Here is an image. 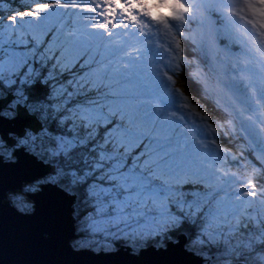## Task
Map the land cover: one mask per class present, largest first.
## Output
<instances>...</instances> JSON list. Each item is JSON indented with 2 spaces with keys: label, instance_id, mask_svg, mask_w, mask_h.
<instances>
[{
  "label": "snow or ice",
  "instance_id": "obj_1",
  "mask_svg": "<svg viewBox=\"0 0 264 264\" xmlns=\"http://www.w3.org/2000/svg\"><path fill=\"white\" fill-rule=\"evenodd\" d=\"M261 179L264 0H0V264H264Z\"/></svg>",
  "mask_w": 264,
  "mask_h": 264
},
{
  "label": "trees",
  "instance_id": "obj_2",
  "mask_svg": "<svg viewBox=\"0 0 264 264\" xmlns=\"http://www.w3.org/2000/svg\"><path fill=\"white\" fill-rule=\"evenodd\" d=\"M26 2H27V0H21V3H26ZM187 87H188L189 92L197 98V101L199 103H202V104L205 103L207 105V108L210 112H212L214 119H220V120L224 119V114L222 112H219L218 110H216L215 105L211 101L200 100L202 93L198 89V85L192 83L191 81H188ZM225 140H226V138H225ZM260 182L264 183V179H261ZM237 262L238 261H233V264H237Z\"/></svg>",
  "mask_w": 264,
  "mask_h": 264
},
{
  "label": "water",
  "instance_id": "obj_3",
  "mask_svg": "<svg viewBox=\"0 0 264 264\" xmlns=\"http://www.w3.org/2000/svg\"><path fill=\"white\" fill-rule=\"evenodd\" d=\"M77 264H111V262L109 258L103 256H98V257L87 256V257L78 258Z\"/></svg>",
  "mask_w": 264,
  "mask_h": 264
},
{
  "label": "rangeland",
  "instance_id": "obj_4",
  "mask_svg": "<svg viewBox=\"0 0 264 264\" xmlns=\"http://www.w3.org/2000/svg\"><path fill=\"white\" fill-rule=\"evenodd\" d=\"M198 89L200 90L199 86H198ZM201 91V90H200Z\"/></svg>",
  "mask_w": 264,
  "mask_h": 264
}]
</instances>
